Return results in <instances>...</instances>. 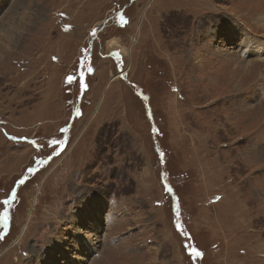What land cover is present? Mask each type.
Here are the masks:
<instances>
[{"label":"rangeland","instance_id":"rangeland-1","mask_svg":"<svg viewBox=\"0 0 264 264\" xmlns=\"http://www.w3.org/2000/svg\"><path fill=\"white\" fill-rule=\"evenodd\" d=\"M263 100L264 0H0V264H264Z\"/></svg>","mask_w":264,"mask_h":264},{"label":"bare ground","instance_id":"bare-ground-1","mask_svg":"<svg viewBox=\"0 0 264 264\" xmlns=\"http://www.w3.org/2000/svg\"><path fill=\"white\" fill-rule=\"evenodd\" d=\"M111 49H113V50H117V51H119L120 53H122V55L124 56V52L121 50V49H119V48H117V47H112V48H110V50ZM124 73H126L124 70L121 72V74H118L116 77H121V76H123V74ZM115 78V77H114ZM264 101V100H263ZM78 225V224H77ZM80 228V227H79ZM78 229V228H77ZM74 232V231H73ZM71 234H72V232H71ZM87 238V237H86ZM80 242V241H79ZM93 242V241H92ZM84 243V242H83ZM72 244V243H71ZM85 244V243H84ZM82 245V246H85V245ZM88 244V243H87ZM73 245V244H72ZM75 246V245H74ZM77 247V246H76ZM83 248V247H82ZM80 250V249H79ZM83 251H84V248H83ZM85 252V251H84ZM49 253H50V251H49ZM83 257V256H82ZM81 257V258H82Z\"/></svg>","mask_w":264,"mask_h":264},{"label":"snow or ice","instance_id":"snow-or-ice-1","mask_svg":"<svg viewBox=\"0 0 264 264\" xmlns=\"http://www.w3.org/2000/svg\"><path fill=\"white\" fill-rule=\"evenodd\" d=\"M21 183H23V181H21ZM197 255H199V253H197Z\"/></svg>","mask_w":264,"mask_h":264},{"label":"flooded vegetation","instance_id":"flooded-vegetation-1","mask_svg":"<svg viewBox=\"0 0 264 264\" xmlns=\"http://www.w3.org/2000/svg\"><path fill=\"white\" fill-rule=\"evenodd\" d=\"M119 74H121V72Z\"/></svg>","mask_w":264,"mask_h":264}]
</instances>
